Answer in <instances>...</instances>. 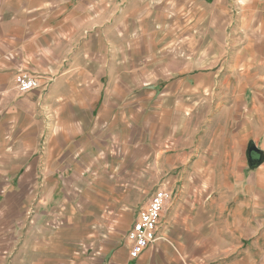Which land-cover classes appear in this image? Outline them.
I'll return each instance as SVG.
<instances>
[{
    "label": "crops",
    "instance_id": "crops-1",
    "mask_svg": "<svg viewBox=\"0 0 264 264\" xmlns=\"http://www.w3.org/2000/svg\"><path fill=\"white\" fill-rule=\"evenodd\" d=\"M0 264H264V0H0Z\"/></svg>",
    "mask_w": 264,
    "mask_h": 264
},
{
    "label": "built area",
    "instance_id": "built-area-1",
    "mask_svg": "<svg viewBox=\"0 0 264 264\" xmlns=\"http://www.w3.org/2000/svg\"><path fill=\"white\" fill-rule=\"evenodd\" d=\"M15 85L20 92H27L40 86L37 78L24 71L15 74ZM170 193L163 188H157L149 197L147 203L138 211L137 218L127 232L126 239L129 243V256L137 258L149 245L158 238L161 227V213Z\"/></svg>",
    "mask_w": 264,
    "mask_h": 264
},
{
    "label": "rangeland",
    "instance_id": "rangeland-1",
    "mask_svg": "<svg viewBox=\"0 0 264 264\" xmlns=\"http://www.w3.org/2000/svg\"><path fill=\"white\" fill-rule=\"evenodd\" d=\"M21 71H24V72H26V74H28V75H30L32 77L37 78L38 81H39V83H40V77L38 75H36L34 73L27 72L25 70H21ZM14 88H15V90L17 92L23 93V92H20L17 89L16 85H15V75H14ZM44 208H45L44 203L40 207V210L42 212H40L38 210H35V208L33 207L31 210L28 211V213H29L28 216H30L29 219H33L32 215H36L35 218L38 220V223H43L44 222V219L46 217V215L43 212L44 211ZM105 219L108 220L109 218H102V219H100L99 222H97V226L100 227V229L102 230L103 234L104 233L107 234L108 233L107 231H109V230H115L116 231V227H115V224H114V221H113L114 219L113 220H109V221H104Z\"/></svg>",
    "mask_w": 264,
    "mask_h": 264
},
{
    "label": "water",
    "instance_id": "water-1",
    "mask_svg": "<svg viewBox=\"0 0 264 264\" xmlns=\"http://www.w3.org/2000/svg\"><path fill=\"white\" fill-rule=\"evenodd\" d=\"M252 152L257 153V154H256V157H253V156L251 155ZM248 153H249V155H250L249 161H251L252 163H253V161H257V162H259V161L261 160V158H262V156H261V151H260L258 148H256L252 143H250V144L248 145Z\"/></svg>",
    "mask_w": 264,
    "mask_h": 264
}]
</instances>
